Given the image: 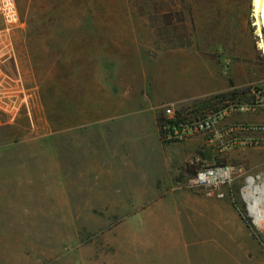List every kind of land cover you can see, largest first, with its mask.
I'll return each instance as SVG.
<instances>
[{
    "label": "rangeland",
    "instance_id": "rangeland-1",
    "mask_svg": "<svg viewBox=\"0 0 264 264\" xmlns=\"http://www.w3.org/2000/svg\"><path fill=\"white\" fill-rule=\"evenodd\" d=\"M192 1L15 0L19 23L5 30L0 19V47L10 65L22 46L25 22L67 21L75 35L79 21L99 20L108 23L102 28L107 35L128 37L125 46L154 55L157 49L189 46ZM253 1L224 0L231 24L224 40L245 58L211 55L227 83L239 77L241 87L215 96L217 100L184 103V111L253 105L257 97L264 98V26L256 24ZM241 17L245 42L239 35L243 28L237 26ZM122 30L127 34L121 35ZM153 117H162L160 107ZM53 128L32 111L30 117L24 106L0 109V264H235L212 248L206 234L182 235L186 217H179L180 204L191 202L182 195L217 198L205 188L187 186L195 170L192 161L183 163L172 183H144L137 179L140 173L131 176L118 166L120 157L111 155L121 130ZM137 139L133 137L132 148L141 161L144 142ZM217 162L235 169L220 199L246 229L244 234L233 227L240 248L230 240L224 244L246 264H264V228L256 226L243 198L247 178L260 186L264 167L253 168L247 160Z\"/></svg>",
    "mask_w": 264,
    "mask_h": 264
},
{
    "label": "crops",
    "instance_id": "crops-1",
    "mask_svg": "<svg viewBox=\"0 0 264 264\" xmlns=\"http://www.w3.org/2000/svg\"><path fill=\"white\" fill-rule=\"evenodd\" d=\"M195 2L191 3L189 46L154 49V55H141L139 50L125 46L128 37L107 35L102 31L108 26L106 21H79L76 27L80 30L73 32L75 35L67 21L25 22L27 30L12 67L5 63L6 53L0 47V109L24 106L30 117L32 111L56 131L91 127L121 130L123 136L112 141L111 155L120 157L118 166L131 176L140 173L137 179L144 183H172L173 177H179L183 163L191 161L211 165L221 158L247 160L251 167L263 169L264 135L244 133L238 137L245 143L256 139L258 146L240 143L224 151L222 144L236 138L225 132L233 125L264 124V109L229 114L211 133L182 143L160 141L155 109L164 104L180 106L241 87L239 77H233L229 85L211 57L215 53L219 60L245 58L237 46L231 50L224 40L230 34L228 5L224 0ZM241 18L237 26L243 28L239 35L245 42V19ZM134 136L144 142L141 161L135 158L138 155L132 148ZM182 196L191 201L180 204L179 217H186L181 223L182 235L206 234L213 249L224 252L235 264H246L224 244L230 240L240 248L233 238V227L244 234L246 230L232 214L229 203L220 198Z\"/></svg>",
    "mask_w": 264,
    "mask_h": 264
},
{
    "label": "built area",
    "instance_id": "built-area-1",
    "mask_svg": "<svg viewBox=\"0 0 264 264\" xmlns=\"http://www.w3.org/2000/svg\"><path fill=\"white\" fill-rule=\"evenodd\" d=\"M0 19L5 30H10L19 23V13L15 0H0ZM257 97V95H256ZM255 109H264L262 98L256 99L253 105L248 104H229L217 110H196L195 112L184 111L179 105L164 104L160 106L162 117L157 123L160 141L164 144H176L188 141L194 137L211 133L219 120L229 114L243 113ZM233 133L236 138L228 143L223 142L222 148L227 151L233 146L242 143L249 146H258L256 139H251L247 143L238 139L244 133L252 135H264V124H237L225 131ZM254 137V136H253ZM187 179L189 188H205L209 195L223 198L222 189L232 181L235 169L231 165H223L215 162L211 165L197 167Z\"/></svg>",
    "mask_w": 264,
    "mask_h": 264
},
{
    "label": "bare ground",
    "instance_id": "bare-ground-1",
    "mask_svg": "<svg viewBox=\"0 0 264 264\" xmlns=\"http://www.w3.org/2000/svg\"><path fill=\"white\" fill-rule=\"evenodd\" d=\"M253 6L256 24L258 28H261L264 26V0H254ZM243 198L247 203L248 213L256 226L264 228V176L260 186L254 184L253 178H247Z\"/></svg>",
    "mask_w": 264,
    "mask_h": 264
},
{
    "label": "trees",
    "instance_id": "trees-1",
    "mask_svg": "<svg viewBox=\"0 0 264 264\" xmlns=\"http://www.w3.org/2000/svg\"><path fill=\"white\" fill-rule=\"evenodd\" d=\"M223 96H225V95L223 94ZM218 98H219V97H213L214 100H217ZM207 101H208V100H204V101H201L200 103H202V102L205 103V102H207ZM157 123H158V120H157ZM198 164H200V163H198ZM200 165H201V164H200Z\"/></svg>",
    "mask_w": 264,
    "mask_h": 264
},
{
    "label": "water",
    "instance_id": "water-1",
    "mask_svg": "<svg viewBox=\"0 0 264 264\" xmlns=\"http://www.w3.org/2000/svg\"><path fill=\"white\" fill-rule=\"evenodd\" d=\"M248 211V210H247Z\"/></svg>",
    "mask_w": 264,
    "mask_h": 264
}]
</instances>
